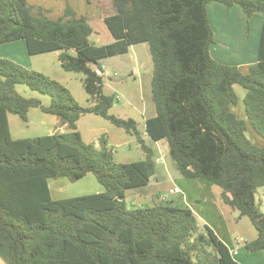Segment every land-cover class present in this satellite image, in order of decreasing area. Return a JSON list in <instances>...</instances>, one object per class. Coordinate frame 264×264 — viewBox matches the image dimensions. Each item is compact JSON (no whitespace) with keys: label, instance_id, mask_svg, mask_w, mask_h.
Masks as SVG:
<instances>
[{"label":"trees","instance_id":"obj_1","mask_svg":"<svg viewBox=\"0 0 264 264\" xmlns=\"http://www.w3.org/2000/svg\"><path fill=\"white\" fill-rule=\"evenodd\" d=\"M240 6L248 18L264 16V0H112L115 13L104 22L110 44L91 41L87 16L70 6L51 19L28 0H0V45L19 40L30 55L60 52L68 72L83 74L90 102L81 106L59 81L0 58V258L5 264H240L230 248L192 209L161 203L130 208L127 191L150 184L157 172L152 148L134 119L113 115L115 96L104 93L101 62L147 44L153 61L155 115L146 121L154 142L165 141L186 179L222 189V202L249 217L258 236L249 253L264 250V213L256 200L264 188V147L246 135L248 123L264 139V24L258 61L243 73L211 53L215 32L208 6ZM51 97L49 105L18 91ZM235 85L246 89L247 120L232 107ZM39 109L68 131L26 139L12 137L9 115L24 122ZM101 116L136 135L144 159L117 163L106 136L100 150L84 142L78 121ZM93 174L105 191L54 200L49 181L75 183Z\"/></svg>","mask_w":264,"mask_h":264},{"label":"rangeland","instance_id":"obj_2","mask_svg":"<svg viewBox=\"0 0 264 264\" xmlns=\"http://www.w3.org/2000/svg\"><path fill=\"white\" fill-rule=\"evenodd\" d=\"M56 0H40L38 5H31L36 6V8L42 12L43 15L51 18V19H59L62 16H64L65 11L58 10V7H61L60 5H55L54 2ZM61 1V0H57ZM65 2L66 7L70 6L71 8L79 9L77 12L82 13L84 16H88L90 19V24L93 28V34L91 36V41L97 45V46H103L110 44L114 41L113 36L111 35L110 31L108 30L105 22L104 17H106L108 14L112 13L113 11V5L111 0H63ZM220 5V4H217ZM63 6V5H62ZM65 7V10H66ZM256 16V15H255ZM211 18H213L211 16ZM213 28V27H212ZM214 32L215 29L213 28ZM219 42H215L217 46H222V38H221V32L219 31ZM239 31L236 30L233 33L232 40L239 37ZM240 38V37H239ZM24 41V40H23ZM215 41H216V33H215ZM25 42V41H24ZM225 44H223V48L225 49H232L236 51V49H242V47H239L241 42L236 41V43H233L232 47H225ZM141 45V44H140ZM143 46V45H142ZM146 46V45H144ZM229 46V45H228ZM147 47V52H142V47L138 46L136 49L132 50V52L129 55L124 56H117L113 60H110L107 62L104 66L108 72L107 76L104 77L105 83H104V93L109 96H115L116 102L113 106L111 113L113 115L119 116L123 119H130L132 117L137 123H138V130L140 132V135L144 133L145 129V116L146 117H152L155 115V105L152 99V86H151V78L153 73V61L152 56L150 53L149 46ZM12 50V48H9ZM233 51V52H234ZM9 52V51H8ZM36 57V56H34ZM50 57V56H46ZM52 59L47 58V66L50 67V70L54 77L56 78L59 75V71L57 70V67L61 69L63 68L60 66V62L58 60V57L52 54ZM223 64L227 65H235L237 64L236 59L228 58L224 59L222 62ZM237 66V65H235ZM251 65H245L243 67H239L240 70L243 73L249 72V67ZM48 71V72H50ZM68 75L66 76H60V79L62 80V84L65 85L68 89H70L74 95L76 101L83 107L88 106V102H90L89 95L87 94L84 86H83V74L81 73H73V72H66ZM123 78V79H122ZM18 91L29 98H39L41 100H45L48 102H51V97L47 95H40L37 92L31 91L27 86L20 85L18 86ZM235 91L238 94L239 101L236 105L232 107V111L241 119L247 120L246 117V110L244 105V98L246 96V89H244L240 85H235ZM38 115H33L31 119L28 122H24L20 119L19 116L10 114V120H11V126L14 138L16 139H26V138H34V137H40V136H47L54 134L56 132H59L60 129L57 127L56 123H44V120H42V116L57 119L58 118L54 115H49L43 113L41 110H37ZM95 114H86L84 118H82L80 126V131L83 132L84 135V142L88 145L93 146L95 149L100 150V144L99 140L102 136H106L109 140L110 146L113 148L114 151V161L117 163H128V162H135L139 161L143 151L140 148V145L138 143L137 136H130L127 134V131L124 128H119L115 125H113L111 122L104 120V118H100L101 116H97L96 119L98 121L93 122L90 121V116ZM122 115L123 117H121ZM102 121V122H101ZM104 121V122H103ZM248 121V120H247ZM58 123V122H57ZM107 125V126H106ZM109 127H112L116 131H121L122 134H114L111 133ZM67 130V129H66ZM68 131V130H67ZM128 135V136H127ZM247 137L256 145L259 147H264V139L253 129V127L248 123V130L246 132ZM122 137L127 139L130 144H132V149H130V146H122L120 145L122 142ZM142 137V136H141ZM146 142H149V138H144ZM162 156H166V160L168 163H172V169H170V173H166L163 169L165 167V163H159L157 164V170L159 172L163 173V178L160 184L156 185V177H154L151 180V184L153 185L152 188L158 189L159 194L161 196H167L169 193L170 188H173L175 185H178L179 188L182 190L186 188V179L182 177L179 170L176 168V165L173 161V159L170 156L169 153V146L166 143L164 147V152H162ZM144 155V154H143ZM164 159V158H163ZM163 159H161L163 161ZM161 161V162H162ZM175 165V166H174ZM92 179L95 180V182L100 185L104 191V187L98 182L96 177L93 174H89ZM174 181H173V179ZM90 179V178H88ZM64 183L65 186H61V192H63V196L66 198H70L71 196L76 197L79 196L82 193L89 194H99L94 193L93 189L88 187V189L84 190V186H81L80 182L72 183L67 178H60L57 180H51V186L53 184L57 183ZM145 188H136L131 189V191L128 192L127 202L128 206L130 208L134 207H148L151 205H135L132 206V202L130 200V197L133 196L132 193L140 192L141 194H145ZM186 190V189H185ZM102 191V192H103ZM142 191V192H141ZM264 193V188H261L257 192V197L259 199H262L264 201V197L262 198ZM83 196V195H81ZM180 196V195H179ZM258 204H261V211L264 213V205L261 201L257 202ZM232 213H234L236 216L231 218L232 225L229 224V226H232L230 228V232L227 228V240L229 239V242L234 246V248H244L245 243L237 241V238H243L245 241H253V231H257L252 224L249 217H244L245 219L240 223L236 224L237 221L241 218L240 213L237 210H232ZM223 221V220H222ZM225 229L226 227L223 225L222 227ZM245 251V250H244ZM246 252V251H245ZM243 254V253H242ZM246 255L244 253L242 256ZM0 264H5V262L0 258ZM252 264H256V261H253Z\"/></svg>","mask_w":264,"mask_h":264},{"label":"crops","instance_id":"obj_3","mask_svg":"<svg viewBox=\"0 0 264 264\" xmlns=\"http://www.w3.org/2000/svg\"><path fill=\"white\" fill-rule=\"evenodd\" d=\"M28 1L30 4L33 3V5H38V3H40L39 2L40 0H28ZM111 2H112V0H111ZM67 3H68V0H67ZM54 4L61 6V7H58V10L61 9V11H63V12L65 11L66 5H65V2L63 0H61V1L56 0L54 2ZM217 4H220V3L213 2V3H210L208 6L209 20H210L211 26L216 31L215 32L216 33V41L215 42L220 43V39L218 38L219 37L218 33L220 31L221 32V38H222L221 40H222L223 44L226 43L225 47H232L233 43H236V41H240L241 44L239 47H242V49L241 50L236 49V51H234L232 49L223 48V44H222V46H220V45L217 46L215 43V44H213V46L211 48L212 56L221 63L224 61V59H227V57L232 58V59H236L237 64H235V65H237V67H243L245 65H252V64L256 63L258 61V51H259V46H260V42H261L262 29H263V24H264V16L262 14H257L256 16L248 18L240 6H235L231 9H228L223 4H220V5H217ZM112 5H113V3H112ZM77 10L79 11V9H76V12H77ZM77 13L79 15H83L80 12H77ZM114 13H115V9L113 6L112 13L108 14L107 16H111ZM211 16L213 18H211ZM104 19H105V17H104ZM89 22H90V19H89ZM236 30L239 31V33H240L239 37L240 38L237 36V38L233 42V40H232V38H234L233 33ZM144 45L148 46L147 44L132 46L130 49V52L126 55H129L132 52V50L136 49L138 46L142 47V49H141L142 52H147V47ZM9 48H12V50H10ZM52 54L57 56L58 60H59L60 52H58V51L49 52V53L40 54V55H34L36 57L30 55L28 52V49H27V43L24 42L23 40H19L16 42H11V43L0 45V58L12 60V61L22 65L23 67H25L27 69L39 71V72L57 80V81H59L60 83H62L60 76L68 75V73H66L68 71H62L61 69H59V67H57V70L59 71L60 76H57L56 78L54 77L53 73L50 70H48L50 72L47 71V69H50V67L47 66L48 62L46 59L47 58L52 59V57H51ZM46 56H50V57H46ZM114 58H116V57L107 58L101 62L102 66H103V70H104V73H103L104 77H106L108 74L104 65L107 62H109L110 60H113ZM60 66H61V64H60ZM246 67H250V66H246ZM73 73H76V72H73ZM151 82H152V78H151ZM71 93L75 97V95L72 91H71ZM42 102L45 105L50 104V102L47 103V101H45V100H42ZM88 105H89V102H88ZM37 110L38 109H32L29 112V120L31 119V117L33 115H38ZM84 116H82L81 119L78 121L79 131H80L79 124L81 123L82 118H84ZM90 116H95V115H90ZM97 116L98 115H96V117H91L92 119L90 121H93V122L98 121V119H96ZM120 116L123 117L122 115H120ZM152 117H149V118H152ZM41 118H42V120H44V123H46V121H47V123L51 122V123L58 124L57 119H52V118L48 119V117H44V116H42ZM100 118H103V117H100ZM149 118L145 116V121H144L145 122V126H144L145 131L143 134H141V136L143 139L145 137L149 138V142L148 143L146 142V143L152 148V150L154 152V159L156 161V164L166 162L163 170L166 173H170L169 171H170V169H172V163H170V162L168 163L167 161H165L166 156L165 157L162 156V154H163L162 152H164V147H165L166 142L165 141L154 142V141H152V139L149 137L148 133L146 132V121ZM130 119H133V118L130 117ZM104 120H107V119L104 118ZM9 124H10L12 137L14 138L10 117H9ZM109 129H110L111 133L114 132V134H122L121 131H116L112 127H109ZM60 131L66 132L67 130L65 127H62V128H60ZM80 133H81L82 138L84 140L83 132L80 131ZM127 134L130 136L132 135L129 133H127ZM132 136H136V135H132ZM14 139H16V138H14ZM121 140H122V142L120 145H122V146L129 145L130 149H132V144L134 143V141L132 144H130L129 141L127 139H125V137L124 138L122 137ZM144 158L145 157L142 154L140 160H142ZM158 159H163V161L158 163L157 162ZM89 176L90 175L88 174L87 176H85L84 178H82L81 180H79L77 182H80V183L82 182L81 184L84 183L83 185H81V186H84L83 187V188H85L84 190H86V189H88V187H90L91 189H93V191H95L94 193H103L105 191V189L103 191L102 187L100 185H98L95 182V180ZM155 177H156V182H157L156 185H158L162 181L163 173H161V172H159V170H157ZM88 178H90V179H88ZM183 178L186 179L185 177H183ZM50 181H49V188H50V193H51L52 198L54 200L65 199L66 197H64L63 192H61V186L63 187V186H65L64 184H67V183H64L63 181H62V183L56 182L55 184H53V186H51ZM173 181H174V179H173ZM77 182H75V183H77ZM186 182H187L186 188H184L182 190L181 188H179L178 185H175L173 188H170L167 196H161L158 192L159 190L152 188L153 185L150 182V184L148 186L144 187L145 188L144 189L145 190L144 195L141 194L140 192L132 193L133 196L130 197V200L132 202V206L148 205V204L152 206L154 204V198H156V200L161 202V203H169L170 202V203L175 204L176 206L188 207V208L192 209L195 216L197 217V219L199 220V222L203 226H205V225L209 226L217 234V236L230 248L231 252L233 253L234 258L240 264H252L253 261H256V264H264V250H261V251H258V252L251 254L246 250L245 247L244 248H242V247L234 248V246L229 242V239L227 240V228H228V231L230 232V228L232 227V226H229V224L232 225L231 218L235 217L236 215L234 213H232V209L227 207L222 202V199H221L222 189L219 186H216V185H214L210 182H207L205 180H202V179H197V180L186 179ZM176 187L180 189V192L179 193H172V191ZM129 191L132 192V190H129ZM129 191H127L126 196L128 195ZM81 195H88V194L81 192V194L79 196H81ZM71 197H73V196H71ZM263 197H264V193H263L262 198ZM256 200H257V202L261 201L264 205V201H262V199H259L257 196H256ZM127 203H129V202H127ZM259 206L261 208V204H259ZM244 219H245L244 217H241L237 221L236 224L237 225L240 224ZM223 225L226 227L225 229L222 228ZM257 236H258L257 231H255V232L253 231V238L252 239L255 240L257 238ZM237 241L244 242V243L246 242L243 238H240V237L237 238ZM242 253L243 254L246 253V255L242 256L243 255Z\"/></svg>","mask_w":264,"mask_h":264},{"label":"built area","instance_id":"obj_4","mask_svg":"<svg viewBox=\"0 0 264 264\" xmlns=\"http://www.w3.org/2000/svg\"><path fill=\"white\" fill-rule=\"evenodd\" d=\"M161 161H162L161 159L157 160L158 163L161 162ZM179 192H180V189L177 188V187L172 191V193H179Z\"/></svg>","mask_w":264,"mask_h":264}]
</instances>
